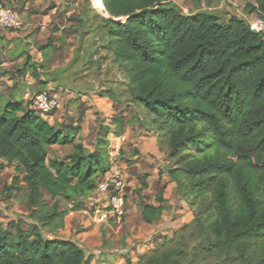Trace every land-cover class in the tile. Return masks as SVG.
Here are the masks:
<instances>
[{"label": "trees", "instance_id": "obj_1", "mask_svg": "<svg viewBox=\"0 0 264 264\" xmlns=\"http://www.w3.org/2000/svg\"><path fill=\"white\" fill-rule=\"evenodd\" d=\"M187 1L208 10L214 2L237 0ZM241 1L247 14L264 16V0ZM102 2L108 16L95 13L87 0L94 14L81 20L97 51L112 59L109 71L115 74L106 82L113 90L101 95L124 102L129 96L131 104L148 112L165 172L194 216L190 239L163 240L141 264H210L208 256L225 264H252L251 244L259 241L264 256V35L236 14L224 22L207 10L184 16L173 0ZM102 59L107 57L85 66L101 71ZM75 67L46 76L58 89L73 88L80 74ZM32 68L35 76L47 69L44 63ZM2 103L0 94V175L6 167L18 174L5 186L6 197L23 183L29 218L44 227L52 221L61 226L69 211L60 210L62 201L76 203L77 210V202L94 193L110 170L108 154L88 153L76 142V127H68L64 136L28 105ZM109 133V127L101 128L97 142L107 151ZM57 144L72 146L66 162L48 159ZM49 202L50 213L42 216ZM163 210L145 207L144 222H158ZM0 264L89 261L74 241L47 239L35 224L27 235L18 224L16 235L0 228Z\"/></svg>", "mask_w": 264, "mask_h": 264}, {"label": "crops", "instance_id": "obj_2", "mask_svg": "<svg viewBox=\"0 0 264 264\" xmlns=\"http://www.w3.org/2000/svg\"><path fill=\"white\" fill-rule=\"evenodd\" d=\"M0 1L32 25L24 35L8 34L0 28L2 107L11 103L26 108L43 89L57 91L46 75L61 73L65 67L75 65L76 70L80 69L79 81L73 88H59L57 92L62 112L42 118L58 130L65 127L64 136L68 135V127L78 128L76 142L86 149L91 143L97 144L101 126L109 127L108 141L120 148L119 166L127 175L126 216L121 225L114 217L106 224L94 223L90 217L92 204L87 198L81 203L83 207L68 211L58 231H51L47 236L74 241L85 250L88 261L95 264H110L108 261L113 258L126 264L127 260L149 254L158 238L170 236L173 229L189 224L194 216L175 194L176 184L165 172L157 137L142 116L143 109L128 107L124 99L117 96L115 100L101 95L113 90L112 83L106 82L111 78L108 73L112 59L104 50L97 51L98 43H94L92 31L87 35L82 31L81 20L94 14L87 0ZM97 57H107L102 59L101 76L96 74L95 65L85 66L95 62ZM40 61L47 69L35 76L32 65L39 66ZM101 82H105L104 85H99ZM117 131H121V135H117ZM72 153V146L57 144L50 148L48 159L66 162ZM27 192L25 188L24 198ZM75 204L71 202L69 207ZM145 207H163L161 219L152 224L144 222L142 210Z\"/></svg>", "mask_w": 264, "mask_h": 264}, {"label": "rangeland", "instance_id": "obj_3", "mask_svg": "<svg viewBox=\"0 0 264 264\" xmlns=\"http://www.w3.org/2000/svg\"><path fill=\"white\" fill-rule=\"evenodd\" d=\"M88 1L90 2L91 7H93V10H95L96 12L100 11V12H102V14L104 16H108L106 10H103V8L100 9V7L96 3V0H88ZM172 3L174 5H176L177 7H179V9H181V11H183L184 13H194V12H197L198 10H207V6L205 4H202L201 6L195 7L194 5L191 6L187 0H174ZM233 3H236L238 9H240L241 11L244 10V1L237 0L235 2H232V1L225 2L223 8H221V9L218 8L221 4H217L216 2H214L213 5H211V8H208L207 11L220 16L221 22H224V21H226V19H228L229 16L237 13L236 12L237 9L233 5ZM103 6H104V4H103ZM96 8L98 11L96 10ZM215 8H218V9H215ZM209 9H212V10H209ZM6 32L8 34H10L9 31H6ZM103 70L104 69H101V71H103ZM101 71L96 70V73L101 72ZM36 74H37L36 76H39V74H42V73H36ZM114 74H115V72L113 70H110L108 73L109 76H112ZM104 83L105 82H102L99 85H101V84L104 85ZM54 88L57 90V91L54 90V93L56 92L55 94L57 95V92L59 89L56 87V85H54ZM126 99H127V101L125 100V103H129L128 102V101H130L129 96ZM126 105H128V107H133L134 109L137 108L136 106L131 104V101L129 104H126ZM62 109H63V105H61L58 110L54 111L52 115H60V113L62 112ZM142 116L145 117L147 125L149 126L150 117L148 115V112L145 109H143V111H142ZM101 128H103V126H101ZM64 130H65V127H64V129H62V131H64ZM87 152L88 153H99V154L105 155L107 157L106 144L103 142L102 143L99 142L97 144H93V143L89 144L88 148H87ZM16 175H17V173H16L15 169L12 167L7 168L4 171V173H2L0 175V220H1L0 221V228L7 229L12 234L16 235L17 225L20 224V226L25 230L26 234L29 235L30 231L34 227V224L32 223V220L29 218V214L27 212V208L25 205V198L23 197V195L25 194L26 186L23 185L22 183L18 184L16 186L15 190L13 191V194H12V195H14V193H15L14 198H12V197L7 198L6 197L7 192L5 191V186L9 182L13 181V179ZM12 200H13V202H12ZM52 205H53V202H49V207L43 209L41 212V215L45 216V215L49 214L50 213V207ZM62 207L64 209L73 211V207H69V203H67L65 201H62L61 208ZM81 207H83V204H81V203L78 204V208H81ZM191 212H192V210H191ZM192 222H190L189 224H186L180 228L173 229L172 230L173 232L170 234V236L158 238L156 240L155 248L150 253H152L158 247V245L165 239H167L169 241L170 240L177 241V240H179V238L181 239L182 237L190 239L192 236V231H193ZM37 225H38V227H40L42 234L47 239H50L47 236L48 234H52V232L58 231V229H60V227H61L60 223L55 222V221H52L51 224H49L45 227L41 223H37ZM46 227H49V230L48 229L46 230ZM185 228H187V229L184 230ZM248 254L250 256V260H251L252 264H264V260H263L264 256H262L263 252H262L261 248L259 247V241L255 242V243L251 244V246H249ZM141 257H143V256H141ZM141 257L139 259H133V261L127 260V262L129 261L131 264H141V262H140ZM207 259H208V262L210 264H225L223 262V258H221V257L208 256ZM108 262L110 264H120L121 260L113 258L111 261H108ZM89 264H95V261H93V263L89 262ZM230 264H239V263L235 262V263H230Z\"/></svg>", "mask_w": 264, "mask_h": 264}, {"label": "built area", "instance_id": "obj_4", "mask_svg": "<svg viewBox=\"0 0 264 264\" xmlns=\"http://www.w3.org/2000/svg\"><path fill=\"white\" fill-rule=\"evenodd\" d=\"M224 4L225 2H222L218 8H223ZM233 5L237 9L236 15L248 24L251 31L264 35V16L247 14L244 10L238 9L236 3H233ZM98 13L103 15L100 11ZM31 26L16 10L0 1L1 29L16 35H24L29 31ZM41 64L42 61H40L39 66ZM60 106V100L54 93V89L48 88L30 100L28 110L48 117L52 116L53 112L58 110ZM120 151L119 147L113 143H109L107 154L110 161V170L99 178L94 193L88 198V201L92 204L90 217L96 224H106L114 217L118 224L121 225L126 216L127 175L119 166ZM7 168L9 167H6L5 170Z\"/></svg>", "mask_w": 264, "mask_h": 264}, {"label": "bare ground", "instance_id": "obj_5", "mask_svg": "<svg viewBox=\"0 0 264 264\" xmlns=\"http://www.w3.org/2000/svg\"><path fill=\"white\" fill-rule=\"evenodd\" d=\"M96 3L100 7V9L104 8L102 0H96Z\"/></svg>", "mask_w": 264, "mask_h": 264}, {"label": "water", "instance_id": "obj_6", "mask_svg": "<svg viewBox=\"0 0 264 264\" xmlns=\"http://www.w3.org/2000/svg\"><path fill=\"white\" fill-rule=\"evenodd\" d=\"M184 16H188V13H184Z\"/></svg>", "mask_w": 264, "mask_h": 264}]
</instances>
